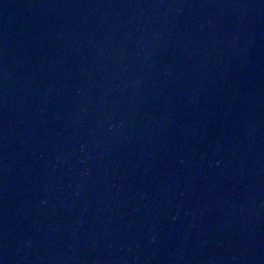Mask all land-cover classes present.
Returning <instances> with one entry per match:
<instances>
[{
  "label": "water",
  "instance_id": "obj_1",
  "mask_svg": "<svg viewBox=\"0 0 264 264\" xmlns=\"http://www.w3.org/2000/svg\"><path fill=\"white\" fill-rule=\"evenodd\" d=\"M0 264H264V0H0Z\"/></svg>",
  "mask_w": 264,
  "mask_h": 264
}]
</instances>
